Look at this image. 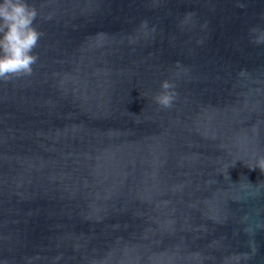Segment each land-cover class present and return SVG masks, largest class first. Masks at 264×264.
Segmentation results:
<instances>
[{"label": "water", "instance_id": "95a60500", "mask_svg": "<svg viewBox=\"0 0 264 264\" xmlns=\"http://www.w3.org/2000/svg\"><path fill=\"white\" fill-rule=\"evenodd\" d=\"M29 3L37 63L0 81V264H264L247 166L264 155V0Z\"/></svg>", "mask_w": 264, "mask_h": 264}, {"label": "clouds", "instance_id": "9594fccd", "mask_svg": "<svg viewBox=\"0 0 264 264\" xmlns=\"http://www.w3.org/2000/svg\"><path fill=\"white\" fill-rule=\"evenodd\" d=\"M37 15V9L29 0H0V81L7 82L32 74L33 65L38 60L34 49L43 35L34 25ZM249 38L250 43L256 46L264 45V28H250ZM154 99L161 107L171 108L176 99L175 84L167 79L162 80L160 91ZM247 166L253 170L258 168L264 173V155ZM251 248L252 254H255V247L251 245ZM242 257L248 259L249 254L226 257L225 264H229V261L239 264Z\"/></svg>", "mask_w": 264, "mask_h": 264}]
</instances>
